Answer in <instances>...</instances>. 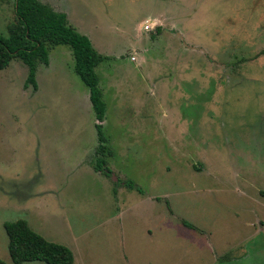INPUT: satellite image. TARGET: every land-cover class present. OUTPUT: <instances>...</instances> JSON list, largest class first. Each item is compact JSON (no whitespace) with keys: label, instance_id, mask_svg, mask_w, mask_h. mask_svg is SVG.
I'll use <instances>...</instances> for the list:
<instances>
[{"label":"rangeland","instance_id":"1","mask_svg":"<svg viewBox=\"0 0 264 264\" xmlns=\"http://www.w3.org/2000/svg\"><path fill=\"white\" fill-rule=\"evenodd\" d=\"M40 1L107 56L104 149L68 46L0 70V259L24 219L72 264H264V0Z\"/></svg>","mask_w":264,"mask_h":264},{"label":"trees","instance_id":"2","mask_svg":"<svg viewBox=\"0 0 264 264\" xmlns=\"http://www.w3.org/2000/svg\"><path fill=\"white\" fill-rule=\"evenodd\" d=\"M14 15V20L7 25V36L0 34V70L7 67L12 59H19L28 69L26 83L36 87L38 64H48L49 51L55 46H68L73 54L74 70L88 87L89 100L98 121L95 124L99 142L96 153L102 154L105 138L101 122L106 104L95 68L107 56L95 50L90 39L69 23L64 12L57 11L48 3L15 0ZM100 167L94 169L103 171ZM127 186L134 188L131 182ZM3 227L8 238L11 263L0 259V264H22L36 260L46 264H72L74 261L73 252L68 246L46 239L32 230L24 219L6 221Z\"/></svg>","mask_w":264,"mask_h":264},{"label":"built area","instance_id":"3","mask_svg":"<svg viewBox=\"0 0 264 264\" xmlns=\"http://www.w3.org/2000/svg\"><path fill=\"white\" fill-rule=\"evenodd\" d=\"M151 20H149V19H146L144 22H143V24H142V28L144 29V30H149L150 29V26H151ZM131 60L132 61H134L135 60V57H131Z\"/></svg>","mask_w":264,"mask_h":264},{"label":"crops","instance_id":"4","mask_svg":"<svg viewBox=\"0 0 264 264\" xmlns=\"http://www.w3.org/2000/svg\"><path fill=\"white\" fill-rule=\"evenodd\" d=\"M145 20H146V19H144V21H145ZM144 21H143V22H144ZM142 24H143V23H141V26H142Z\"/></svg>","mask_w":264,"mask_h":264}]
</instances>
